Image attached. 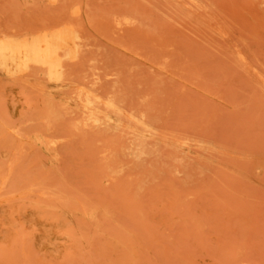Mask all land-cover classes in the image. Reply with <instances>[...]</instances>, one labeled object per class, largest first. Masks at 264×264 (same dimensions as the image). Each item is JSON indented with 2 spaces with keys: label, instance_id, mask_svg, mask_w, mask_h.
I'll return each mask as SVG.
<instances>
[{
  "label": "rangeland",
  "instance_id": "1",
  "mask_svg": "<svg viewBox=\"0 0 264 264\" xmlns=\"http://www.w3.org/2000/svg\"><path fill=\"white\" fill-rule=\"evenodd\" d=\"M0 264H264V0H0Z\"/></svg>",
  "mask_w": 264,
  "mask_h": 264
},
{
  "label": "bare ground",
  "instance_id": "2",
  "mask_svg": "<svg viewBox=\"0 0 264 264\" xmlns=\"http://www.w3.org/2000/svg\"><path fill=\"white\" fill-rule=\"evenodd\" d=\"M12 54V57H14V59H19V58H22L21 56V52L19 53H16V51L14 53H11ZM23 54V53H22Z\"/></svg>",
  "mask_w": 264,
  "mask_h": 264
}]
</instances>
